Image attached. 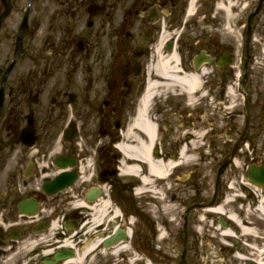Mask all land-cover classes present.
I'll return each instance as SVG.
<instances>
[{
  "label": "flooded vegetation",
  "instance_id": "1",
  "mask_svg": "<svg viewBox=\"0 0 264 264\" xmlns=\"http://www.w3.org/2000/svg\"><path fill=\"white\" fill-rule=\"evenodd\" d=\"M6 3L0 264H264V0Z\"/></svg>",
  "mask_w": 264,
  "mask_h": 264
},
{
  "label": "rangeland",
  "instance_id": "2",
  "mask_svg": "<svg viewBox=\"0 0 264 264\" xmlns=\"http://www.w3.org/2000/svg\"><path fill=\"white\" fill-rule=\"evenodd\" d=\"M14 1H17V4L15 5V7H17V9L22 7L23 10H24L25 8H27V6L29 4L28 0H14ZM39 8H40V13L43 16H46L48 14V10H47V8L44 5L43 6H39ZM45 11H47V13ZM32 13H33V9H32L31 14ZM13 16L15 17V15H13ZM46 23H47V21H46ZM46 29H47V24H46Z\"/></svg>",
  "mask_w": 264,
  "mask_h": 264
},
{
  "label": "water",
  "instance_id": "3",
  "mask_svg": "<svg viewBox=\"0 0 264 264\" xmlns=\"http://www.w3.org/2000/svg\"><path fill=\"white\" fill-rule=\"evenodd\" d=\"M25 26H26V19H25V22H24V24H23V27H22V28H25Z\"/></svg>",
  "mask_w": 264,
  "mask_h": 264
},
{
  "label": "bare ground",
  "instance_id": "4",
  "mask_svg": "<svg viewBox=\"0 0 264 264\" xmlns=\"http://www.w3.org/2000/svg\"><path fill=\"white\" fill-rule=\"evenodd\" d=\"M192 84H193V82H192Z\"/></svg>",
  "mask_w": 264,
  "mask_h": 264
}]
</instances>
